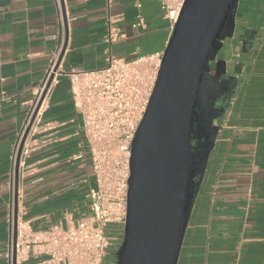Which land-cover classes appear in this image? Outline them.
<instances>
[{
  "label": "crops",
  "instance_id": "0c3cea01",
  "mask_svg": "<svg viewBox=\"0 0 264 264\" xmlns=\"http://www.w3.org/2000/svg\"><path fill=\"white\" fill-rule=\"evenodd\" d=\"M60 2L62 21L56 0H0V264H10L16 148L53 56L50 98L19 166L18 215L35 230L88 215L92 163L68 75L105 67L110 51L163 53L174 30L161 0ZM199 116L198 185L177 264H264V0H238L206 70Z\"/></svg>",
  "mask_w": 264,
  "mask_h": 264
},
{
  "label": "water",
  "instance_id": "95a60500",
  "mask_svg": "<svg viewBox=\"0 0 264 264\" xmlns=\"http://www.w3.org/2000/svg\"><path fill=\"white\" fill-rule=\"evenodd\" d=\"M237 3L185 0L133 143L128 213L116 264H177L198 185L191 141L199 136L205 73ZM66 45L67 40L63 50ZM39 106L16 156L11 264H16L20 160Z\"/></svg>",
  "mask_w": 264,
  "mask_h": 264
},
{
  "label": "built area",
  "instance_id": "2783aa9c",
  "mask_svg": "<svg viewBox=\"0 0 264 264\" xmlns=\"http://www.w3.org/2000/svg\"><path fill=\"white\" fill-rule=\"evenodd\" d=\"M103 1L109 6L112 0ZM161 1L166 17L175 26L185 0ZM56 3L62 21L63 8L60 0H56ZM109 22L110 30L105 42L111 45L118 33L111 28L113 18L110 16ZM140 25L138 23L133 27ZM163 55L164 52L119 59L110 51L105 67L73 71L68 75L72 101L82 118V131L92 163L94 186L86 196L89 202L88 215L76 224L69 223L67 227L56 224L48 230H35L29 221L18 218L16 264H23L31 257H43L40 264H105L108 251L116 241L114 236L109 235V227H124L126 224L133 143L153 96ZM58 56V53L53 56L51 70L30 103L15 160L25 130L40 104L27 140L38 133V122L48 104L54 82L48 87L49 79ZM27 154L28 151L23 149L22 156ZM12 236L11 229L10 264Z\"/></svg>",
  "mask_w": 264,
  "mask_h": 264
},
{
  "label": "rangeland",
  "instance_id": "374dc122",
  "mask_svg": "<svg viewBox=\"0 0 264 264\" xmlns=\"http://www.w3.org/2000/svg\"><path fill=\"white\" fill-rule=\"evenodd\" d=\"M110 234L116 238V241L114 242L113 246L108 251V256L105 259V264H114L116 262L115 254L117 252V249L122 245L123 243V229L124 227L111 225L109 227Z\"/></svg>",
  "mask_w": 264,
  "mask_h": 264
},
{
  "label": "flooded vegetation",
  "instance_id": "af4514ba",
  "mask_svg": "<svg viewBox=\"0 0 264 264\" xmlns=\"http://www.w3.org/2000/svg\"><path fill=\"white\" fill-rule=\"evenodd\" d=\"M195 126L197 127V123H195ZM195 131H196V129H195ZM195 131H194V132H195ZM191 144H193V142H192V141H191ZM117 250H118V249H117ZM115 257H116V254H115Z\"/></svg>",
  "mask_w": 264,
  "mask_h": 264
},
{
  "label": "trees",
  "instance_id": "16d2710c",
  "mask_svg": "<svg viewBox=\"0 0 264 264\" xmlns=\"http://www.w3.org/2000/svg\"><path fill=\"white\" fill-rule=\"evenodd\" d=\"M110 236H112L110 233H109Z\"/></svg>",
  "mask_w": 264,
  "mask_h": 264
}]
</instances>
